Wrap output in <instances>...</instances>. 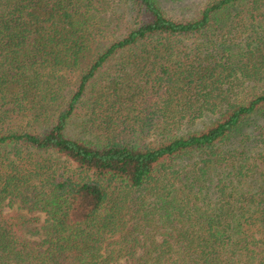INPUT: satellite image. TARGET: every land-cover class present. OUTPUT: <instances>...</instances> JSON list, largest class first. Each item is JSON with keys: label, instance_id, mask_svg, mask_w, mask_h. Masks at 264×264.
Here are the masks:
<instances>
[{"label": "trees", "instance_id": "16d2710c", "mask_svg": "<svg viewBox=\"0 0 264 264\" xmlns=\"http://www.w3.org/2000/svg\"><path fill=\"white\" fill-rule=\"evenodd\" d=\"M165 1L0 0V264H264V0Z\"/></svg>", "mask_w": 264, "mask_h": 264}, {"label": "rangeland", "instance_id": "374dc122", "mask_svg": "<svg viewBox=\"0 0 264 264\" xmlns=\"http://www.w3.org/2000/svg\"><path fill=\"white\" fill-rule=\"evenodd\" d=\"M199 0H184V7L182 8V6H180V2L179 0H167L165 1V6L168 10L173 9V11L175 12V15H183V14H187V12L190 10V7H194L195 4L198 2ZM171 7V8H170ZM230 147V146H229ZM235 146H233L232 148H234ZM33 215H39L40 216V223L37 225V227L39 228L40 226H42L43 222H44V215L41 213H33Z\"/></svg>", "mask_w": 264, "mask_h": 264}]
</instances>
